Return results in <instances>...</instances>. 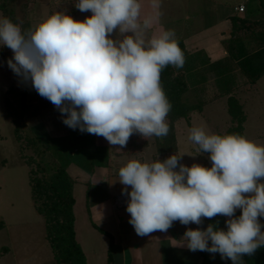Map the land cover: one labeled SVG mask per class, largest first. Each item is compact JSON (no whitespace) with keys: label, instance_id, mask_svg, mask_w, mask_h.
Wrapping results in <instances>:
<instances>
[{"label":"clouds","instance_id":"1","mask_svg":"<svg viewBox=\"0 0 264 264\" xmlns=\"http://www.w3.org/2000/svg\"><path fill=\"white\" fill-rule=\"evenodd\" d=\"M76 7L91 17L79 21L56 12L23 34L18 24L0 19V44L14 53L8 66L66 114L63 123L73 130L121 147L133 133L166 137L171 105L160 74L168 65L182 68L184 56L174 32L148 36L160 0H150L149 14H142L140 0H78ZM116 30L122 38H111ZM189 139L210 154V168L188 167L176 154L151 164L133 159L120 168L119 181L131 186L129 223L143 237L167 232L175 221L201 225L202 218L228 217L227 230L188 228L186 247L239 264L264 246V146L200 127L190 129Z\"/></svg>","mask_w":264,"mask_h":264},{"label":"rangeland","instance_id":"2","mask_svg":"<svg viewBox=\"0 0 264 264\" xmlns=\"http://www.w3.org/2000/svg\"><path fill=\"white\" fill-rule=\"evenodd\" d=\"M4 1H7V6L10 10H13V15L17 20V23L15 24L19 25L22 34L29 29H34L49 17L48 11L45 10V6L50 7L53 5V8L55 6L56 10L57 5L55 4H58L60 5V8L62 7V10H57L56 12L70 15L74 20L79 21H83L92 15L91 11L81 12L79 10L78 13L76 12L74 14H69L67 12L69 6L74 5L76 7L78 0ZM240 1L242 0H160V8L165 10L174 8L176 10V16L183 18V15L186 14L189 7L194 9L197 7L205 10L203 12L206 13L205 17L207 22L213 24L216 22V18L221 16L222 9H228L229 6L233 7V4ZM0 2H3V0H0ZM249 2L252 5H258L260 0H249ZM140 3L142 5V11L146 10V12H148L150 10L151 12L150 0H141ZM261 15L262 12L260 10L256 16L259 17ZM3 18H5V14L3 9L0 8V19ZM169 23H171V21ZM172 29L173 27L170 26L169 30ZM152 34L153 31L149 29L148 36ZM112 37H114V39L122 38L120 37L118 30L112 34ZM0 50H3V54L9 60L13 58L14 53L7 46L0 44ZM200 65H202L203 68H197L204 75H211L215 72L217 78H221V64L218 66L219 68L212 70L213 64L206 60H202L199 57L196 66ZM210 80L212 81L211 87L212 85L215 86L214 79H209V81ZM28 81L31 85V81ZM224 81L223 87H221V81L220 83H217L218 85L216 84V87H214V89L219 92V95L212 97L215 94L210 91L206 95L208 98L205 96L208 101L202 104L201 110L192 113L191 123L185 118H182L179 122L178 154L183 155L181 159L182 163L188 167H191L193 164H199L206 168H210L212 165L209 158L210 154L203 153L199 149V145L189 139L190 129L200 127L203 128L207 134H218L219 132H225L232 124L231 115L228 111V94L226 93L228 81L226 79ZM229 81H234V79H229ZM11 84L17 86L19 91H22L23 87L20 77L11 70L8 66V62L5 61L4 57L2 58L0 53V220H3L5 223L4 226L0 227V264H58L54 257L51 245L46 238L44 217L34 206L30 185L31 166L27 163L25 156L22 154V148L25 147L24 145L26 142L23 140L19 141L15 136L14 125L5 110L4 97L6 95L10 96L12 100L19 105L20 93L15 96L6 94V89ZM255 87H258V89L243 86L240 89L235 90V92L239 99L245 103L248 115L247 121L245 122V138L259 146H264V77L257 82ZM31 88L32 90H35L32 85ZM257 90H259V92H257ZM188 94L189 96L187 95V97L189 99L191 98V102H200L199 97L194 95L193 90ZM29 103L34 106L37 102L33 101L32 98H29ZM37 120V117L27 115L25 117L26 128L23 132L25 134H32V136L37 135L41 138L42 143L38 144L40 148H42L43 144L50 145L48 153L49 157L58 159V161L65 165L69 164L74 157L73 154L75 152L71 151L74 148H72V146L77 144L76 141H74V139L70 140L69 138L55 139L48 135H43V125L31 129V126ZM149 139L150 145L147 146L143 144L144 153L141 152L144 155L146 163L154 162L153 154L156 151V145L154 143L155 136H150ZM125 148L127 151L135 150L134 147H131L129 144H127ZM24 150L30 155L37 156L33 147ZM80 151L81 152H79L77 156L78 159L80 157V161L83 162V164H80L79 166L76 165L85 171L78 174L79 176L77 177V168L74 166L69 167V171L77 177L74 187L76 196L75 226L77 239L86 253L89 264H107L108 249L111 243V238L103 232V227L99 225L100 223H96L91 215H89V206L87 205L89 174L86 171H90L89 167L93 163V158L88 152H85L84 149ZM118 158V161L120 162L119 169L126 166V164L133 159L138 160L141 163L143 161L142 157L133 152L131 155L127 152V154L125 153L122 157ZM73 161L75 162V160ZM97 190L98 187L93 186L91 188V193H94L93 196L98 193ZM226 219L229 218L226 217ZM259 222L262 225L261 231L264 233V217H260ZM208 254L213 258H217L218 255V253Z\"/></svg>","mask_w":264,"mask_h":264},{"label":"crops","instance_id":"3","mask_svg":"<svg viewBox=\"0 0 264 264\" xmlns=\"http://www.w3.org/2000/svg\"><path fill=\"white\" fill-rule=\"evenodd\" d=\"M55 5H57L56 10L55 6L53 8V5L50 7L45 6V10L48 11V16L56 13L57 10H62V7H59L60 5ZM240 5L245 6L243 11L239 10ZM260 10L263 14L264 9L260 3L258 5H252L249 0H242L233 4V7L229 6L228 9H222L221 16L216 18V22L209 24L205 17L206 13L203 12L205 10L197 7L196 9L189 7L186 14L183 15V18L176 16V10L174 8H169L167 10L160 8V15L162 16H159L158 22L151 30L154 34L158 33L161 29L168 31L169 27L172 26L173 29L170 31L174 32V38L176 41L180 39L183 40L185 46V50L182 52L184 56V65L182 68L177 69L183 71L189 84V91L185 94L186 99H191H189L187 95L189 96L188 93H191L192 90L194 95H197L200 101L203 102L208 101V96L206 95L210 91L215 94L212 97L219 95V92L214 89V87L218 85L217 74L214 72L211 75H204L197 68L199 67L202 69L203 66H196V62L199 61L200 57L202 60H206L213 64L212 70L216 69L214 65L216 62H221L223 60L225 62V59L229 56L226 43L231 39L233 31L231 17L237 16L241 19L252 21L257 19L256 14ZM67 12L69 14H74L76 12L78 13L79 9L72 5L68 7ZM149 12L150 10L148 12L143 10L142 14H149ZM170 21L171 23H169ZM150 36L151 35H149V37ZM111 38L114 39V37ZM244 39V43H240V46L247 45L250 51H254L259 47L264 46V39L262 37L259 38L255 32L248 34L245 33ZM237 47L239 48V45ZM231 63L232 69L230 70L231 75L229 78L232 80L234 79V81L231 82L229 88L235 87V90H237L243 86H247V88L258 89L255 85H257V82L260 81L264 75H262L254 85L250 86L248 84V77L242 72L237 63V59H232ZM209 79H214L215 86L212 85L211 87L212 81H209ZM27 82L28 85L31 86L29 81ZM212 88L214 89V92ZM257 92H259V90H257ZM205 96L207 98H205ZM29 98H32L33 101L37 102L33 107H39L36 114L31 115L38 119L33 123L31 128L43 125V135H48L55 139L69 138L70 140L74 139V141H76L77 144L72 146V148H74L71 151L75 152L74 154L71 153L74 158H72V161L67 164L68 170L71 166L76 167L77 177L79 176L78 174L85 171L81 167H77V165H80L76 162V158H78L77 155L81 152L80 150L84 149V151L88 152L93 159L95 157L98 158L97 162L94 164L93 161L92 165L89 167L90 171H86L89 174L87 205L89 206V215H91L92 219L96 223H100L99 225L103 227V232L113 239L116 264H205L203 262L201 251H190L186 247L187 240L184 238V233L188 228L193 230L200 228L203 230L201 225L190 223L185 226L179 221H175L167 232L156 231L142 237L137 235L134 227L129 223L131 217L130 213L126 211L128 203L123 206H116L117 198L120 195H125L131 191V186H125L119 181L120 178L118 173L120 169L118 167L120 162L118 161V157H122L125 153L127 154V152L131 155L133 152L143 158L142 163H146L142 153H144V145H150L149 137H143L139 133H133L127 144L134 147L135 150L127 151L125 146L111 145L102 136L89 134L87 132L82 133L78 128L75 130L69 128L63 123V117L66 114H62L47 98L41 97L37 91L32 90V88H30ZM179 122L180 120H178L175 125L178 152ZM155 153L156 151L154 152L153 157L155 156ZM73 160H75V162ZM156 161L154 160V162ZM154 162L147 163L151 164ZM180 162L183 164L182 160H180ZM176 170L178 171L179 169ZM71 175L75 179L77 178L72 173ZM93 186L98 187V193L94 196V193H91V188ZM125 188L127 189V192L122 191ZM95 222L94 224H96Z\"/></svg>","mask_w":264,"mask_h":264},{"label":"trees","instance_id":"4","mask_svg":"<svg viewBox=\"0 0 264 264\" xmlns=\"http://www.w3.org/2000/svg\"><path fill=\"white\" fill-rule=\"evenodd\" d=\"M260 4L264 9V0H260ZM0 8L3 9L5 17H8L13 23H17L14 17L13 10L7 6V1L0 2ZM233 23L232 37L226 43L229 52L227 59L216 62L214 65L217 68L221 64V78H217L218 83L221 81V87L224 85V80L228 81V111L231 115L232 124L225 132H219L218 135L238 134L245 137V122L247 121V111L245 103L237 96L235 87L230 86L229 81L230 70L232 69V59H237L242 72L248 77V84L254 85L259 78L264 75V46L259 47L254 51H250L244 43L245 33L255 32L259 38L264 39V13L257 19L248 21L237 16L231 17ZM178 46L183 52L185 46L183 40H177ZM239 45V48L237 47ZM2 58L8 62V58L0 50ZM220 70V69H219ZM22 91H19L17 86L11 84L6 89V94L16 95L20 93L19 105L12 100L8 95L4 97L5 110L11 118L14 125V134L19 141H25V147L22 148V154L25 156L30 167V185L32 197L36 210L44 217L46 238L48 239L54 257L58 264H89L87 256L81 243L77 239L76 231V213H75V182L76 179L69 172L67 165L58 161V159L48 156L50 145L43 144L42 148L38 144L42 143L41 138L37 135L25 134L23 130L26 128L25 117L27 115H35L39 107H33L29 103L30 88L28 82L21 76ZM223 78V79H222ZM160 83L165 92V95L171 105L166 123L169 126V133L166 137H156V153L155 161H164L173 154H178L176 122L185 118L188 122L191 121L192 113L201 110L203 101L198 103L191 102L186 99V92L189 91V84L186 75L182 70L177 69L173 65L166 66L160 74ZM33 129V128H31ZM33 147L37 156L30 155L24 149ZM74 158V157H73ZM98 158L93 159L94 164ZM78 164L83 162L76 158ZM181 163V162H179ZM84 167V166H83ZM178 169V167H177ZM242 214L241 210H236L235 216L239 217ZM201 227L203 230L209 224H213L218 229H226L227 220L225 216L218 215L211 219L202 218ZM4 221L0 220V227L4 226ZM211 243V242H209ZM114 242L111 238V243L108 249L107 264H116L114 258ZM203 262L205 264H233L230 259H221L218 253L217 258H213L208 252H201ZM239 264H264V246L258 248L251 256L245 254L241 258Z\"/></svg>","mask_w":264,"mask_h":264},{"label":"built area","instance_id":"5","mask_svg":"<svg viewBox=\"0 0 264 264\" xmlns=\"http://www.w3.org/2000/svg\"><path fill=\"white\" fill-rule=\"evenodd\" d=\"M245 9L244 5L239 6V10L243 11ZM130 200V196L125 194V195H120L117 200H116V206H123L127 204Z\"/></svg>","mask_w":264,"mask_h":264}]
</instances>
